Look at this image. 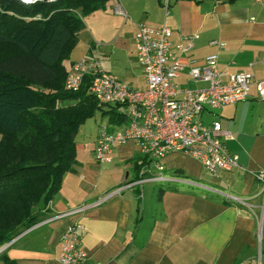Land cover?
Returning a JSON list of instances; mask_svg holds the SVG:
<instances>
[{"label": "crops", "instance_id": "obj_1", "mask_svg": "<svg viewBox=\"0 0 264 264\" xmlns=\"http://www.w3.org/2000/svg\"><path fill=\"white\" fill-rule=\"evenodd\" d=\"M84 19L66 69L91 56L131 87L143 88L134 35L140 23L164 21L172 45L192 44L183 59L201 62L216 54L220 69L264 74V0H169L166 14L162 0H108ZM213 39L223 46L210 45ZM177 81L186 84V74ZM217 113L239 167L211 175L197 159L171 153L162 160L171 180L134 185L99 206L44 221L135 176V144L116 146L107 162L94 158L96 140L76 144L72 169L41 209L46 216L6 249L8 258L14 264H65L59 260L60 235L76 224L86 254L82 264H264L262 182L254 175H264V100L223 105ZM200 120L207 124L210 116L202 113Z\"/></svg>", "mask_w": 264, "mask_h": 264}, {"label": "trees", "instance_id": "obj_2", "mask_svg": "<svg viewBox=\"0 0 264 264\" xmlns=\"http://www.w3.org/2000/svg\"><path fill=\"white\" fill-rule=\"evenodd\" d=\"M108 0H0V246L40 222L76 157L77 127L96 110L86 76L65 89L64 61L84 18ZM120 106L103 111L125 121ZM3 264H14L5 251Z\"/></svg>", "mask_w": 264, "mask_h": 264}, {"label": "built area", "instance_id": "obj_3", "mask_svg": "<svg viewBox=\"0 0 264 264\" xmlns=\"http://www.w3.org/2000/svg\"><path fill=\"white\" fill-rule=\"evenodd\" d=\"M21 1L31 3L35 0ZM162 6L166 14L169 0H162ZM115 11L124 14L118 7ZM169 33L170 28L164 21L137 26L133 45L135 58L143 72V88L131 87L105 71L100 61L91 56L74 60L67 69L65 89L78 90L83 79L89 76L88 92L97 103L100 106H120L125 115V121L118 125L120 129L107 133L104 127L96 139L93 148L96 161H110L113 149L127 143L135 144L139 154L135 159V176L131 180L71 211L47 217L44 221L99 206L134 185L171 180L162 162L171 153L180 152L197 159L211 175L239 167L237 158L226 147L225 140L230 134L222 129L217 109L247 99L264 100V74L258 78L251 70L229 72L220 69L216 54L207 55L201 62L183 59L192 44L172 45ZM209 44L223 46L215 39ZM181 73L186 74V84L177 81ZM187 83H194V86ZM202 113L210 116L207 124L200 120ZM254 175L262 182L261 207L264 211V175ZM80 230V225L68 224L61 233V262H84L86 254L80 246Z\"/></svg>", "mask_w": 264, "mask_h": 264}, {"label": "rangeland", "instance_id": "obj_4", "mask_svg": "<svg viewBox=\"0 0 264 264\" xmlns=\"http://www.w3.org/2000/svg\"><path fill=\"white\" fill-rule=\"evenodd\" d=\"M85 33L88 34V31H86ZM190 86H194V83H191ZM109 108L110 106H102L101 109L96 110L90 117L86 118L82 123L78 125L76 134L74 136L75 144H82L88 146L89 143H92L93 140H96L98 138V136L103 131L104 127L107 133L121 128V126H118L119 124L109 122L107 114L103 113V111ZM117 110L122 111V108L120 107ZM18 235L14 236L9 241L3 243L0 246V252H6V249L15 241L14 239ZM0 264H3V262H0Z\"/></svg>", "mask_w": 264, "mask_h": 264}, {"label": "water", "instance_id": "obj_5", "mask_svg": "<svg viewBox=\"0 0 264 264\" xmlns=\"http://www.w3.org/2000/svg\"><path fill=\"white\" fill-rule=\"evenodd\" d=\"M44 1H49V0H44Z\"/></svg>", "mask_w": 264, "mask_h": 264}]
</instances>
